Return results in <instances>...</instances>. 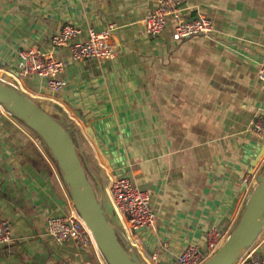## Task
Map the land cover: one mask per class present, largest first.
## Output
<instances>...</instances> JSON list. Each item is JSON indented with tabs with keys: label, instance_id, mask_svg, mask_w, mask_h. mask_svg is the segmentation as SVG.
<instances>
[{
	"label": "crops",
	"instance_id": "crops-1",
	"mask_svg": "<svg viewBox=\"0 0 264 264\" xmlns=\"http://www.w3.org/2000/svg\"><path fill=\"white\" fill-rule=\"evenodd\" d=\"M158 0H0V80L22 91L60 124L75 127L96 197L122 234L106 186L126 176L150 195L155 224L136 232L142 264H177L188 245L205 250L211 228L231 233L264 165V138L251 130L264 115V0H183L155 38L143 19ZM202 16L213 40L172 38L179 21ZM90 31L113 26L116 56L76 61L53 48L63 25ZM37 49L65 63V86L49 92L22 76L17 53ZM62 121V122H61ZM68 188L41 139L0 114V217L13 242L0 246V264H106L96 246L57 242L47 220L72 212ZM264 257V228L253 248Z\"/></svg>",
	"mask_w": 264,
	"mask_h": 264
},
{
	"label": "built area",
	"instance_id": "built-area-1",
	"mask_svg": "<svg viewBox=\"0 0 264 264\" xmlns=\"http://www.w3.org/2000/svg\"><path fill=\"white\" fill-rule=\"evenodd\" d=\"M183 0H158L155 10L143 19L145 33L150 37H157L164 29L166 20L174 15L177 6ZM113 26H108L100 32L90 31L85 40L75 38L79 30L71 24L63 25L50 38L53 48L67 47L72 58L76 61L98 60L105 62L116 56L117 50L110 41ZM213 24L210 19L198 16L197 18L179 21L173 29L172 38L181 41L190 37H202L213 40ZM19 68L22 76L36 77L43 81L45 88L51 93H60L65 83L59 78L65 68V63L51 54L37 49L22 50L17 53ZM257 77L264 84V61L258 67ZM0 114L10 115L0 104ZM251 130L257 136L264 138V115L256 118ZM251 175L243 179L244 185L250 189ZM106 190L114 211L121 223L125 245L132 250L136 247V232L143 228H151L155 224L156 215L151 207L150 195L131 184L126 176L114 177L109 180ZM72 203V201H71ZM73 206V203H72ZM46 230L57 242L72 241L81 247L96 246L94 238L79 216L74 206L72 212L66 215H57L47 220ZM230 233L211 228L205 232V250L188 245L177 256V264H202L210 258L225 242ZM121 235V234H120ZM13 242L10 224L0 217V246ZM256 243V242H255ZM255 243L245 250L235 264H264V257L257 254Z\"/></svg>",
	"mask_w": 264,
	"mask_h": 264
},
{
	"label": "water",
	"instance_id": "water-1",
	"mask_svg": "<svg viewBox=\"0 0 264 264\" xmlns=\"http://www.w3.org/2000/svg\"><path fill=\"white\" fill-rule=\"evenodd\" d=\"M0 104L34 132L56 162L69 197L91 232L106 264H142L136 253L123 246L102 202L83 168L68 131L37 103L13 85L0 80ZM264 156V144L253 164ZM264 228V170L257 177L241 217L223 245L202 264H235L258 239Z\"/></svg>",
	"mask_w": 264,
	"mask_h": 264
},
{
	"label": "trees",
	"instance_id": "trees-1",
	"mask_svg": "<svg viewBox=\"0 0 264 264\" xmlns=\"http://www.w3.org/2000/svg\"><path fill=\"white\" fill-rule=\"evenodd\" d=\"M24 125V124H23ZM67 131H68V133L70 134V136L72 137V139H73V142H74V144H75V146H76V149H77V153H78V155H79V158H80V160H81V163H82V165H83V168H84V162H83V158H82V156H81V154H80V151H79V147H80V136H79V133H78V130L75 128V127H72V126H68V125H66V124H61ZM84 170H85V168H84ZM86 172V171H85ZM118 239H119V241L121 242V244L123 245V246H125V243H124V241L122 240V238H121V235H120V233L118 234Z\"/></svg>",
	"mask_w": 264,
	"mask_h": 264
},
{
	"label": "rangeland",
	"instance_id": "rangeland-1",
	"mask_svg": "<svg viewBox=\"0 0 264 264\" xmlns=\"http://www.w3.org/2000/svg\"><path fill=\"white\" fill-rule=\"evenodd\" d=\"M54 116V118H57V120H62V117H59V116H57V115H53ZM62 122V121H61ZM64 124V123H63ZM263 170H264V165L262 166V168L260 169V171H259V173H258V176L263 172ZM257 176V177H258ZM255 185H256V181H255ZM255 185L252 187V189H251V191L253 190V188L255 187ZM251 191H250V193H251Z\"/></svg>",
	"mask_w": 264,
	"mask_h": 264
}]
</instances>
